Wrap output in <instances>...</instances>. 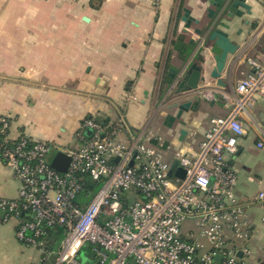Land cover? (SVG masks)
I'll list each match as a JSON object with an SVG mask.
<instances>
[{
	"label": "crops",
	"instance_id": "1",
	"mask_svg": "<svg viewBox=\"0 0 264 264\" xmlns=\"http://www.w3.org/2000/svg\"><path fill=\"white\" fill-rule=\"evenodd\" d=\"M250 13L227 19L225 30L238 46L221 79L209 77L183 115L185 125H164L171 77L193 53L209 49L196 33L209 21L204 0H0V114L11 120V136L25 134L58 152L80 149L82 124H109L123 117L134 133L147 130L166 157L176 149H197L215 118L225 117L237 98L236 85L253 71L249 59L264 61V0H247ZM200 24L185 30L183 9ZM196 42V46L191 41ZM196 94H192L190 99ZM245 134L226 161L237 174L235 193L251 225L241 243V264H264V98L243 114ZM181 131L186 134L182 137ZM85 133V132H84ZM83 133V134H84ZM168 142L166 149H162ZM161 143V144H160ZM20 183L0 159V199H16ZM17 222L0 223V264H40V252L16 238ZM60 231L49 243L58 248Z\"/></svg>",
	"mask_w": 264,
	"mask_h": 264
},
{
	"label": "built area",
	"instance_id": "2",
	"mask_svg": "<svg viewBox=\"0 0 264 264\" xmlns=\"http://www.w3.org/2000/svg\"><path fill=\"white\" fill-rule=\"evenodd\" d=\"M249 63L229 113L211 121L197 149H176L172 158L123 117L107 125L89 118L82 147L65 152L70 163L60 173L47 163L50 145L12 138L11 120L0 114V159L20 183L16 199H0V223L17 222V240L40 252V264H81L85 249L95 264H241L239 253L251 254L240 247L251 225L226 154L245 134L243 114L264 98V61ZM174 161L183 178L170 176ZM256 201L264 204V190Z\"/></svg>",
	"mask_w": 264,
	"mask_h": 264
},
{
	"label": "water",
	"instance_id": "3",
	"mask_svg": "<svg viewBox=\"0 0 264 264\" xmlns=\"http://www.w3.org/2000/svg\"><path fill=\"white\" fill-rule=\"evenodd\" d=\"M209 4L207 9L208 18L210 21L196 33L202 37V42L199 48L204 52L209 49L213 55L214 67L211 71H206L208 62L205 55H198L199 62H192L193 53H189L183 60V67L177 69L171 77L169 83V94L171 97L168 101L167 109L170 110L165 116L164 125L167 128H173L175 123L185 125L182 120L183 115L187 113L193 101L198 102L201 96V84L207 81V72L210 78L217 80V84L221 87H226L221 76L226 67V62L229 55L236 53L238 46L235 45L229 38L228 30L230 26L224 23L227 19L241 18L245 12L250 13L251 7L247 4V0H204ZM192 11L188 8L183 9L182 21L185 23V30H188L192 23L200 24V20L192 17ZM193 46H196L195 41H191ZM194 95L191 99L190 96ZM194 110L196 106L192 107ZM92 131L87 130L86 134L91 135ZM181 138L186 134L181 131ZM168 142H165L162 149H166ZM47 163L56 171L65 173L70 163V158L64 152H58L55 148H51ZM174 173L175 176L183 178L185 172L178 167V162L174 161L171 165L170 176ZM219 258V257H218Z\"/></svg>",
	"mask_w": 264,
	"mask_h": 264
},
{
	"label": "rangeland",
	"instance_id": "4",
	"mask_svg": "<svg viewBox=\"0 0 264 264\" xmlns=\"http://www.w3.org/2000/svg\"><path fill=\"white\" fill-rule=\"evenodd\" d=\"M98 189L99 186H96L93 192L90 194V197H88L87 202L93 198ZM80 262L81 264H95V260L92 257V253L88 249L84 250L83 254L80 257Z\"/></svg>",
	"mask_w": 264,
	"mask_h": 264
}]
</instances>
